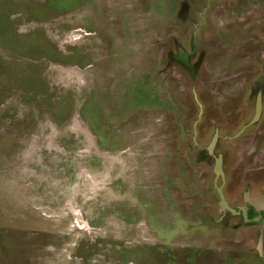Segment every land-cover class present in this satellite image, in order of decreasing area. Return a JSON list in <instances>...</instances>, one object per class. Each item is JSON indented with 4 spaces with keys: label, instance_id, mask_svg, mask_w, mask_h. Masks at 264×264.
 Masks as SVG:
<instances>
[{
    "label": "rangeland",
    "instance_id": "374dc122",
    "mask_svg": "<svg viewBox=\"0 0 264 264\" xmlns=\"http://www.w3.org/2000/svg\"><path fill=\"white\" fill-rule=\"evenodd\" d=\"M258 97L264 0H0V264H264Z\"/></svg>",
    "mask_w": 264,
    "mask_h": 264
},
{
    "label": "flooded vegetation",
    "instance_id": "af4514ba",
    "mask_svg": "<svg viewBox=\"0 0 264 264\" xmlns=\"http://www.w3.org/2000/svg\"><path fill=\"white\" fill-rule=\"evenodd\" d=\"M257 101H258L257 103H258V105L260 107V105H261V97H258V100ZM256 110H257V108H256ZM263 112H264V108H261L259 117L256 118V119H254V120L248 119L247 120L248 123H246V125H244L245 128L244 129H241V131H239V130L236 131L232 135V138L233 139H236V138L240 137L241 135L246 134L247 131H251V129L253 127L255 128L257 126V123L262 120ZM238 122H239L238 119L235 118L232 121V125L234 127H236L237 124H238ZM251 133H253V132H251ZM258 133H259V135L255 134V133L252 134V135H254L253 136V139L255 140V142H254L253 148L249 152V156L246 157V159H245L246 161H250V162L251 161L252 162L255 161V157L260 153V148H261L262 143L264 141V129L263 130L260 129V131H258ZM252 135H251V137H252ZM217 162H218L217 163V167L215 169L217 170V173L219 175H221L222 174V169H220V165H221L220 164V162H221L220 158L217 160ZM255 169L256 170L264 169V167H262V168H255ZM258 172H256L255 174H257V175L264 174V171H258ZM252 175H254V174L252 173ZM263 193H264V191L261 192V193H257V194L252 193V191H247L245 193L246 195L244 194V200H245L244 204L236 205V208H235L236 209L235 211H238L239 210L240 213L237 214V215L234 214L235 217H237V216L242 217V218H244L245 216L249 217L252 221L251 222H248V223H251V224H256L257 223V224H259V226H258L259 237H258V243L256 245L257 253L259 255L262 253L261 252L262 251V247H261V249L259 247V239H260V236H263V244H264V209H258L255 205H253L249 201H246V198L248 196L249 197H253L255 195L263 194ZM243 207H246L247 208L246 213H244ZM263 244H262V246H263ZM262 257H264L263 253H262Z\"/></svg>",
    "mask_w": 264,
    "mask_h": 264
},
{
    "label": "water",
    "instance_id": "95a60500",
    "mask_svg": "<svg viewBox=\"0 0 264 264\" xmlns=\"http://www.w3.org/2000/svg\"><path fill=\"white\" fill-rule=\"evenodd\" d=\"M260 111H261V105L259 107V105L257 106V115L260 114ZM258 118V117H255V119ZM216 140H217V135L214 137L213 139V142L211 143V147H214L215 143H216ZM220 169H222V158L220 157ZM218 163V162H217ZM216 167H217V164H216ZM215 172L217 173V170L215 169ZM218 174V173H217ZM219 175V174H218ZM223 175V169H222V174ZM218 191H219V194H220V197H221V205H223V207H226V208H229L231 210H233L232 208H230V206L228 205V202L225 198V195L223 193V187H218ZM246 201H249L250 203H252L253 205H255L258 209H264V193L263 194H258V195H255L253 197H247L246 198ZM243 210H244V213H246V210L247 208L246 207H243ZM262 244H263V236H260V239H259V247L261 249L262 247Z\"/></svg>",
    "mask_w": 264,
    "mask_h": 264
},
{
    "label": "bare ground",
    "instance_id": "6f19581e",
    "mask_svg": "<svg viewBox=\"0 0 264 264\" xmlns=\"http://www.w3.org/2000/svg\"><path fill=\"white\" fill-rule=\"evenodd\" d=\"M219 172V171H218Z\"/></svg>",
    "mask_w": 264,
    "mask_h": 264
}]
</instances>
